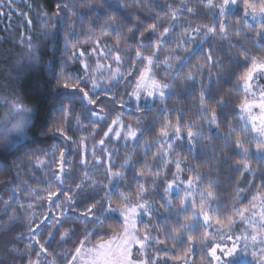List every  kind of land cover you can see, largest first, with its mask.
<instances>
[{
	"label": "snow or ice",
	"instance_id": "1",
	"mask_svg": "<svg viewBox=\"0 0 264 264\" xmlns=\"http://www.w3.org/2000/svg\"><path fill=\"white\" fill-rule=\"evenodd\" d=\"M12 3L13 0H0V16L6 14L3 8H11ZM196 5L191 6V0H178V3L163 0L162 6L157 0H131L130 3L123 0L120 7L131 9L132 24L126 26L118 15L110 14L98 34L90 29L83 42L78 37L74 41L66 40L69 59L83 65V76L65 77L63 87L82 94L78 99L87 110L88 126L92 128L88 135L94 143L89 147L87 136L76 140L68 133L73 119L78 127H85L81 115L74 114L69 105L61 108L59 122L49 129L51 134L62 137V143L51 145L50 152L36 149L19 158L51 172V179L39 190L27 186L26 200L19 196L13 200L9 196L2 201L12 212L10 219H16L17 209L23 210L27 219L26 232L18 237L25 244L26 264H231L234 255L241 252L250 253L255 264H264V160L257 161L253 157V153H264V54H253L248 46L240 47L238 57L233 59L246 66L236 74L235 99L229 102L221 95L213 105L206 99L207 85L203 80L206 77L211 81L214 73L224 71L222 59L214 48L200 53L194 47L197 40L204 44L209 37L230 40L234 35L240 38L243 29L244 33L253 34L255 48L264 53V0H196ZM75 7L70 0H57L51 12L40 11L42 18L47 17L41 20L42 28L48 29L51 20L65 11L71 20L76 15ZM81 7H92L91 0ZM200 10L209 14L210 22L193 25ZM233 10L239 15L232 16ZM139 11L150 16V22L137 15ZM27 23L31 25L32 21ZM68 27L73 24L69 23ZM113 35L114 43L109 46L104 41ZM132 35L136 37L134 47L128 43ZM82 43L92 46L88 56L97 57L94 68L85 59L86 51L79 50ZM20 44L26 55L35 52L31 37L25 40L21 35ZM121 44L125 48L122 49ZM236 47L231 44V49ZM190 56L195 63L188 62ZM102 60L112 63L105 65ZM104 72L108 75L104 76ZM181 76L189 81L199 78L200 121L219 130L217 107L231 103L237 110L238 125L228 122L224 135L225 147L231 146L238 153L233 160V166L238 169L234 187L226 197L217 190L216 181L209 177L205 182L199 166L190 165L186 156L174 150L175 142L182 140L185 133L188 143H194V138L201 134L197 129L200 121L187 124L182 123L179 115L174 121L166 116L156 130V139L151 144L142 141L145 160L132 182L126 173L135 151L124 156L122 163L115 158L119 149L112 142L123 140L127 144L137 140L142 131L125 121L123 109L128 101L124 96L136 102L137 112L141 111L142 99L155 97L164 104L166 90L173 88L174 81ZM101 79L105 88L122 83L125 91L111 95L105 92L107 101H102L101 96L95 94L101 87ZM109 106L120 110L109 113ZM0 108L4 109L0 113V142L8 143L16 136L17 144L21 143L24 128L32 123V109L18 96L3 94H0ZM140 123L137 119L136 124ZM206 138L210 140L211 136ZM153 144L156 146L151 153L153 163H148L147 153ZM73 145L79 154L78 162L75 156L69 158L68 150ZM14 166L19 168L16 162ZM77 167L79 182L69 178ZM100 169L103 170L102 180L94 178ZM161 181L164 200L159 208L168 215L175 214L174 221L163 224L152 222L153 203L146 198L148 186L155 191ZM114 183L116 195H113ZM122 186L128 190H123ZM97 187L103 190L99 199L85 204L82 209L75 207L81 195L96 191ZM12 191L19 193L20 185ZM37 207L39 213L35 211ZM69 208L74 215H69ZM111 214H118L120 220H113ZM142 214L148 218L146 222L141 219ZM66 223L70 226L65 227ZM89 223L91 228L87 227ZM76 224L85 228L78 237ZM104 229L109 230V238L96 239L100 234L98 230ZM49 241L55 245L71 241L72 247L65 246L63 252L56 253ZM198 248L199 262L194 258Z\"/></svg>",
	"mask_w": 264,
	"mask_h": 264
},
{
	"label": "trees",
	"instance_id": "2",
	"mask_svg": "<svg viewBox=\"0 0 264 264\" xmlns=\"http://www.w3.org/2000/svg\"><path fill=\"white\" fill-rule=\"evenodd\" d=\"M70 2L76 5V15L69 20L68 12H62L60 16L55 17L57 22L54 28L51 20L52 26L49 25L46 30L42 28L41 20L47 19V17L42 18L39 13L40 11L51 12L55 8L57 0H13L12 7L5 6L3 12L6 14L0 16V94L18 96L32 109V123L28 138L23 143H19L10 149H0V264H26V259L23 255L25 244L23 239H18V237L21 232H26L27 219L21 209H17L16 219H10L12 212L10 208H5L2 201L8 200L9 196L13 200L17 196L21 200H26L28 185L39 190L51 179V172L47 168L34 167L32 163L26 160L21 161L19 158L24 153L36 149H44L50 152L51 145L62 143V137L58 134H51L49 129L59 122L61 108L69 105L73 108L74 114L78 113L81 115L82 123L85 127H78L73 119L68 125V133L76 140H79L82 136H87V144L91 145L94 143V139L88 135L92 128L88 126L89 117L87 110L83 108L81 100L78 99V95L82 94H78L73 89L63 87L65 77L76 79L77 76H83V65L78 60L69 59V45L66 40L74 41L78 37L83 42L85 35L90 29L98 34L99 29L106 26L104 21L110 14L118 15L126 26L134 22L130 14L131 9L126 10L120 7L123 0H91L92 7H81V4L87 3L88 0H70ZM128 2L130 3L131 0H128ZM157 2L162 6L163 0H157ZM191 6L197 7L196 0H191ZM21 13L25 15L22 16ZM136 14L140 15L145 22H150L151 20V17L146 15L144 11H139ZM230 14L232 16L239 15L235 10L231 11ZM28 20L32 21L31 25L27 23ZM209 22V14L204 10H200L192 21L193 25ZM69 23H72L73 27H68ZM241 32L242 36L240 38L234 35L230 37V40L209 37L204 44H200L199 40H197L194 45L196 51L200 53L205 52L209 48H214L222 59L224 71L214 73L211 81L206 77L203 80V83L207 85L206 99L210 104L215 105L221 95L229 102L235 99V77L238 70L246 66L244 62L241 61L239 63L238 60L233 59V57H238L240 47L248 46L253 49V54H264L255 48L252 33H244L243 29H241ZM21 35H23L25 40L28 37L32 38L35 52L31 55L25 54V49L20 44ZM124 36L128 37V34L125 33ZM114 39L113 35L110 38H106L104 42L111 46L114 43ZM135 40V35H132L128 38V43L134 47ZM262 41H264V38H262ZM231 44H235L237 47L231 49ZM91 47V44L82 43L79 50L86 51L87 56L91 52ZM120 47L123 49L125 45L121 44ZM181 54L183 55V53ZM86 56L85 59L87 58ZM87 60L91 61L95 66L96 60L94 56H88ZM188 62L191 64L196 61L190 56ZM101 63L107 65L112 63V61L102 60ZM127 66V63H125L124 67ZM100 84L101 87L96 89L95 94L100 95L102 101H107V97L103 95L105 92L111 95L112 92L119 94L125 91L122 83L115 84L112 88H105L103 82ZM88 87H91V85H88ZM200 87L199 78L189 81L181 76L174 81L173 88L166 90L164 104H161L159 99L155 97L147 100L142 99L139 105L141 108L140 112L136 111V102L127 95L124 96V99L128 101L123 109L125 121L131 123L134 127L142 129L135 141L127 142L126 144L125 141L119 140L113 143L115 148L119 149L115 158L121 163L124 156L133 150L135 151L132 165L128 167L126 173L130 182H132L136 170L145 160L142 141L151 144L156 139V130L166 116L174 121L175 117L179 115L182 118V123L187 124H191L193 121H200L202 113L197 99ZM107 110L112 113L120 109L116 108L114 110L109 106ZM236 111L231 103L218 106L217 113L221 129L218 130L201 120L197 124V129L201 134L194 138L193 144L188 143L185 133L184 138L176 141L174 145V150L182 156H186L190 165L199 166V171L203 174L202 178L205 182L209 177L216 181L217 190L222 197H226L229 190L234 187L233 182L238 171L233 166V160L238 157L237 151L231 146L225 147L224 144V135L227 134V123L232 122L234 125L239 123ZM137 119L141 121L140 124H136ZM208 136H211L210 140L206 138ZM155 150L156 146L153 144L147 153L148 163H153L151 153L155 152ZM225 152L228 153L227 156L224 155ZM68 153L70 159L75 156L78 162L79 154L76 152L74 145L68 150ZM253 157L257 161L264 160V156L260 153H253ZM41 159H44V157H41ZM49 159L51 158L49 157ZM14 162L19 164V168L14 166ZM79 173L80 169L78 167L74 168L69 178L79 182L77 178ZM94 178L102 180L104 178L103 170L100 169ZM136 179L140 178L136 177ZM25 181L27 184L24 183ZM18 184L20 185L19 193L12 191ZM122 187L123 190H128L126 186ZM148 187L150 190L146 198L153 203L154 208V219L152 222L163 224L169 220L174 221V213L168 215L163 209L159 208V203L164 200L163 181L160 182L155 191L151 190L150 185ZM116 188L117 185L114 183L113 195H116ZM102 195L103 190L97 187L96 191H89L81 195L77 199L75 207L82 209L85 204L99 199ZM244 203H247V200ZM157 209L158 211H156ZM35 211L39 213L40 208L37 207ZM69 215H74L71 208H69ZM111 217L113 220H120L118 214H111ZM141 219L146 222L148 218L142 214ZM68 226H70L69 223H66L65 227ZM87 227L91 228L92 224L89 223ZM75 230L78 237L85 228L76 224ZM98 231L100 234L96 239L103 237L106 240L109 238L110 232L108 229ZM44 238L47 239L46 236ZM56 239L58 240L59 237L57 236ZM49 246L54 252L60 253L65 250V246L71 248L72 242L69 241L66 245H55L52 241H49ZM14 248L18 249V251H13ZM195 255L200 256L199 248ZM243 264L254 263L243 262Z\"/></svg>",
	"mask_w": 264,
	"mask_h": 264
},
{
	"label": "rangeland",
	"instance_id": "3",
	"mask_svg": "<svg viewBox=\"0 0 264 264\" xmlns=\"http://www.w3.org/2000/svg\"><path fill=\"white\" fill-rule=\"evenodd\" d=\"M52 21H53V28H54V25L56 24L57 19H56V18H53ZM250 23H254V22L250 21ZM53 28H52V29H53ZM86 57L88 58V55H87ZM87 58H86V59H87ZM94 59L96 60L97 57L94 56ZM88 63H89L93 68L95 67L94 64H92L91 61L88 60ZM96 75L99 77L100 74H99V73H96ZM107 75H108V73H107V72H104V76H107ZM99 82H100V83H102V82L104 83L103 79H101ZM262 82H264V81H262ZM3 110H4L3 108H0V113H2ZM254 111H255V112H258V110H254ZM114 142H116V141H113L112 143H114ZM91 145H92V144H91ZM91 145H89V147H90ZM110 147H111V146H110ZM260 154L264 156V153H260ZM89 161L91 162V157H90V156H89ZM256 210L259 211V208H257ZM106 240H107V239H106ZM194 258L199 262V255H198V256L195 255ZM241 261H243V262H252V263L255 264V262L253 261V259H252L251 256H250V253H249V254H244L243 252L235 254L234 257H233L232 260H231V264H240Z\"/></svg>",
	"mask_w": 264,
	"mask_h": 264
},
{
	"label": "clouds",
	"instance_id": "4",
	"mask_svg": "<svg viewBox=\"0 0 264 264\" xmlns=\"http://www.w3.org/2000/svg\"><path fill=\"white\" fill-rule=\"evenodd\" d=\"M30 127H31V123L26 125V127L24 128L22 137L20 139L21 143L23 142L24 138H28V136L30 134V132H29ZM16 145H17V137L14 136L8 143L0 142V149H6L9 147H14Z\"/></svg>",
	"mask_w": 264,
	"mask_h": 264
}]
</instances>
